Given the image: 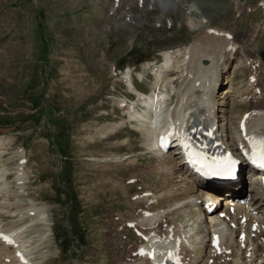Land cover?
Segmentation results:
<instances>
[{
	"label": "rangeland",
	"instance_id": "rangeland-1",
	"mask_svg": "<svg viewBox=\"0 0 264 264\" xmlns=\"http://www.w3.org/2000/svg\"><path fill=\"white\" fill-rule=\"evenodd\" d=\"M142 2L0 0V230L22 232L31 264H145L135 229L146 231L126 225L145 202H128L152 201L171 184L145 127L125 114L131 89L117 77L125 70L148 95L164 52L204 43L209 30L230 33L236 48L222 90L231 94L217 103L225 136L232 113L264 108V0H172L168 11ZM177 65L166 73L174 92L185 74ZM176 103L174 95L164 113Z\"/></svg>",
	"mask_w": 264,
	"mask_h": 264
},
{
	"label": "bare ground",
	"instance_id": "bare-ground-1",
	"mask_svg": "<svg viewBox=\"0 0 264 264\" xmlns=\"http://www.w3.org/2000/svg\"><path fill=\"white\" fill-rule=\"evenodd\" d=\"M141 1L150 7L161 8L163 11L175 7L172 5L174 3L172 0H167V2ZM211 32L212 36H207L204 43H201V38H199L184 49L164 52L161 65L151 69L156 81L148 95L139 94L129 69L119 76L116 75L118 80L129 86L136 95V100H131V104L126 107V116L130 122L145 127L148 139L147 150L156 160L160 161L157 169L165 178L164 183L170 181L171 184L163 192L151 195L152 201L140 198L139 201L128 202L132 206L145 202L141 208L135 207L137 215H133L132 222H129L134 225L133 228L136 225L146 231L141 232L135 229L140 232L142 243L137 255L141 259L145 258V264H162L168 261L173 264L211 262L219 264L221 261L242 264L240 259L245 260L246 264H252L254 261L257 264H264V198L255 193L259 189V181H257L259 177L254 178L255 184L249 182L250 186L252 185L254 199L257 200L255 214L248 213L249 207L241 208L235 202L212 207L222 200L219 197H213L208 191L198 190L197 178L183 168L184 159L179 142L173 143L172 151L167 155L161 153L157 147L160 136L168 135V138L172 140V137L179 135L183 130L186 135L187 131L193 128V124L197 128L203 127L209 130L215 142L224 145L227 151L240 158L243 173L238 181L247 183L249 181L250 168L246 164L252 155L253 143L258 148L260 141L264 140V108L255 107L239 114L238 112L232 113V115L236 114L230 119L234 138L225 136L230 128H227L224 122L227 111L218 109L220 105L217 103L220 101L219 104H221L225 95L228 97L231 94L228 91L224 92L222 86L226 78L225 74L230 71V59L233 57L236 46L230 40V33L217 30ZM219 42L223 43L221 47H219ZM179 57H183V64L178 62ZM175 63L178 65L174 71L184 69V80L179 89L174 92L177 95V103L170 111L164 113L165 104L170 99L174 83L173 79L166 78V73L172 71ZM215 84L218 86V93L214 92ZM215 94L220 96L216 102L214 99L218 96ZM171 99L173 100V97ZM115 104L118 108L122 107L119 101ZM137 108L140 109V113ZM221 112L224 115H221ZM160 117L164 118L160 126L156 127ZM243 122L244 130L241 129ZM144 123L147 125L145 126ZM175 161L178 162L174 164ZM133 177L139 178L140 176ZM160 200L172 203V206L154 210L153 208ZM175 216H184V220L177 223ZM160 225H163L162 233L160 229H156ZM200 225L203 231L199 236ZM1 236L10 239L11 244L7 245L8 243L2 241ZM206 236L208 240L203 244L202 241ZM21 237L22 232L0 230V243L2 242L4 250L7 251L8 246L15 249L14 256L0 252L5 254L3 258H7L6 261H9V264H31L27 258V250H25L27 242L20 241ZM197 240L202 246L201 252L196 249ZM142 251L145 253L143 257L140 255ZM137 255L135 256L138 259Z\"/></svg>",
	"mask_w": 264,
	"mask_h": 264
},
{
	"label": "snow or ice",
	"instance_id": "snow-or-ice-1",
	"mask_svg": "<svg viewBox=\"0 0 264 264\" xmlns=\"http://www.w3.org/2000/svg\"><path fill=\"white\" fill-rule=\"evenodd\" d=\"M243 129V124L241 125ZM250 159L254 165L260 168H264V140L260 141L259 147L253 143V151ZM236 161L232 160L231 157L225 158L216 164L215 168L212 169L213 174H231ZM201 167H207V165L201 164Z\"/></svg>",
	"mask_w": 264,
	"mask_h": 264
},
{
	"label": "water",
	"instance_id": "water-1",
	"mask_svg": "<svg viewBox=\"0 0 264 264\" xmlns=\"http://www.w3.org/2000/svg\"><path fill=\"white\" fill-rule=\"evenodd\" d=\"M259 57H260V59H261L262 61H264V51H261V52H260Z\"/></svg>",
	"mask_w": 264,
	"mask_h": 264
}]
</instances>
